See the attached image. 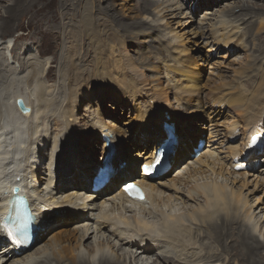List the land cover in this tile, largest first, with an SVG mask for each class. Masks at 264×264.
<instances>
[{
  "label": "bare ground",
  "instance_id": "bare-ground-1",
  "mask_svg": "<svg viewBox=\"0 0 264 264\" xmlns=\"http://www.w3.org/2000/svg\"><path fill=\"white\" fill-rule=\"evenodd\" d=\"M138 1L140 12L152 15V18H143L140 28L158 31L161 35L153 55H162L172 62L166 63L164 70L162 68L163 71L158 73L166 82L165 90L169 91L162 92L158 77L147 75L138 64L117 50L111 53L112 48L105 54L106 58L110 54L111 64L98 72L102 81L89 73V60L83 59L77 66L76 56L67 51L73 50L71 46L77 39L87 40L88 47H92L93 44H105L106 39L111 38L109 26L102 20L93 21L90 15H84L78 27L74 22H60L56 33L53 27H46L47 34L64 38V42L55 48L66 54L60 57L56 73L53 64L48 63L49 75L46 76L47 81L55 79L57 89H45L38 79L41 77L38 63L23 77L24 90L20 92L17 89L20 82L18 85L11 82L15 85H10V90L7 88L6 75L0 70V79L8 84L5 85L10 94L5 103L1 102L4 97L0 98V215L6 209L3 199L11 193L6 188L19 180L26 195L30 193L28 187L32 188L37 199V203L29 205L40 220V229L34 231L33 245L40 247L37 244L40 239L63 225L74 226L71 232L55 234L48 246L36 248L34 253H26L20 258H15L17 255L11 248H4L0 251V264H63L62 261H66L65 264H264V168L253 171L254 164L264 165V155L260 154L264 143L260 149H249L253 135L264 137V61L260 67H252L259 57L260 60L264 58V48L259 50V57L257 54V58L251 60V65L239 67L230 82L219 79V82L211 81L213 86L203 84L201 76L193 71L196 69L187 66V55L195 57L192 52L179 51L184 35L191 36L197 51L206 46L205 40H210L214 46L208 53L220 45L239 51L235 44L246 51L243 37L253 44V36L259 42L258 37L264 34V6L233 1L235 6L225 5L215 12L217 14H209L207 10L203 19L196 22L189 13L181 12L182 5L174 3L175 0ZM208 1L213 7L215 1L213 4ZM21 2L25 4L27 0ZM59 2L58 9L63 16L70 0ZM26 10L13 5L0 13V37L14 31L17 17L34 15H31L33 12L27 14ZM235 10L243 14L235 16ZM171 15L183 20L179 31H160L165 18ZM250 17L255 20L249 21ZM256 24L252 36H248ZM207 25L208 35L205 33ZM2 40L0 38V42ZM2 45L0 43L1 51ZM7 46L5 50L11 48V41ZM13 55L17 58L16 51ZM149 60L152 59L149 57ZM25 67L17 68L15 74L24 73ZM73 77L77 79L74 83ZM246 80L249 85L255 82L250 91L243 87ZM2 81L0 87H4ZM99 83L105 84L104 88H85ZM54 93L57 98L62 95L60 101L55 99ZM18 99L30 109L29 114L22 115L17 110ZM229 99L232 111L228 109L227 116L225 109ZM106 100L113 103V109L108 106L110 110L121 111L129 119L123 130L112 122H105L107 114L102 107ZM83 101L84 108L79 113L78 105ZM223 116L231 120L224 121L223 118L218 122ZM164 123L171 126L177 142L167 161L172 168L180 163L183 165L175 170L172 178H167V173L147 180L137 167L141 162L153 163L155 150L165 139ZM201 125H205V129ZM203 135L207 137L206 144L191 160L195 147L192 142L203 140ZM103 138L108 141L101 143ZM106 143H115L123 154L112 163H98L99 151L94 154L95 144L101 145L105 154ZM49 146L51 153L45 154V147ZM58 150L67 151L64 156L70 164L53 171L60 158ZM104 165L112 169L109 185L101 194H86L87 184L94 174L92 169ZM243 166L248 169L236 172V167ZM56 179L58 186L51 189ZM126 179L142 188V201L129 200L116 190ZM40 183L45 186L41 187ZM32 193L29 195L34 201ZM259 193L261 195L257 196ZM81 209L91 212L84 215L85 212H78ZM96 210L97 214L93 212Z\"/></svg>",
  "mask_w": 264,
  "mask_h": 264
},
{
  "label": "rangeland",
  "instance_id": "rangeland-1",
  "mask_svg": "<svg viewBox=\"0 0 264 264\" xmlns=\"http://www.w3.org/2000/svg\"><path fill=\"white\" fill-rule=\"evenodd\" d=\"M15 1L16 0H0V13L2 11H4L5 8H7V7L9 8V7L14 5L15 7L17 6L19 9H25V10L27 9L26 10L27 14H31L32 12L33 13L31 15L34 14L32 17H28V18H22V17L18 18L17 17V21H15V19L13 18L14 20L13 19L12 20L15 21L14 31L11 30L10 32L6 33L7 36L4 35V36L0 37V38L4 39L0 42L1 44H3L2 45L3 51H1V49H0V62L2 64V66L0 67V70L5 73L6 82L9 83V86L10 85L13 86L16 83H17L16 85H18L20 82V84H19L20 86L17 88L19 90V92H20V90L21 91L24 90L23 89L24 84H22V82H21L23 80V77L28 74V72L30 71V67H35V64H37V63H38L37 65L41 66V71L39 70L41 77H38V79L40 78L39 79V80H41L40 82L41 83L43 82L45 89L48 90V88L50 89V88H54V87L57 89V85L54 82L55 79L51 78L49 81H47L48 77H46V76L49 75V72H47L48 71V63L53 64V66H52L53 71H54V73H56L59 66H60V60H59L60 57L63 54H66L65 51H61V50L59 51V50H56V48H55L57 45H60L64 42V38H61V39L57 38L55 36L56 34H54V35L47 34V33H49V30L46 27L47 26L53 27L55 33L57 32V27H58L60 22L64 23V24H73V22H74V24L78 27V23L80 25V22L82 21L84 15H87L88 17L90 15V17H92L93 21H97V22L100 20L104 21L109 26V28L111 29V38L106 39L105 44L104 43H100L99 45L93 44L92 47L91 46L88 47V45L86 44V43H88L87 40L83 41L81 39H77L76 43H74L76 46L74 44L71 46V49H73V50H70V49L67 50L71 53V55L74 54L76 56V58H74V59L76 60L75 63L77 66L81 65L84 60H89L88 64L91 65V71L89 73L92 75H96V77L101 80L102 77L98 72L101 69L108 68L109 67L108 65L111 64V60H110V56H109L110 54L108 55V58H106L105 54L109 48L110 49L112 48L111 50L109 49L111 53L112 52L115 53V51L117 50L123 57H125V58L127 57V59H129V60L131 59L135 64H138L141 71H145V73L147 75H149L151 77H158L160 80H162L160 82V80L158 79L159 88L160 87L162 88V90H163L162 92L169 91V89L165 90V88H166L165 87V85H166L165 80L162 79L158 75L164 70L166 63L169 65L172 62L167 60L168 58L164 59V57L162 55H157V56L153 55V48L158 47V43H156V42H158V40H159L158 37L160 34L158 31L157 32L156 31L150 32L147 30L146 31L142 30L140 28L139 25H140V23H142L143 18H152V15L144 13V12H140V10H139V4L140 3L138 0H70L66 9L63 10L65 13V15H63V16L60 15L62 12L61 9H58V8H60V6L58 7V5L60 4V2H59L60 0L59 1L58 0H38V2L35 0H27V2L25 4H23L21 2V0L19 2H15ZM151 1H154V0H151ZM155 1L160 2L161 0H155ZM210 1L212 4L215 1L213 7H211L209 5L210 3H208L209 2L208 0H201L200 4H198V5H195V2L193 0H185V1L184 0H175L174 3L179 2L178 4L182 5L181 12L186 14V15L189 13L188 16L193 17L196 20V22L203 19L202 17L205 15L204 12L205 11L207 12V10H208L209 14L210 13L212 14V13H215L217 10H220L221 8H223L225 5L235 6L236 3H233V1H237V2L238 1H242V2L247 1V2L255 3L259 6H264V0H222V1L221 0H210ZM31 2H34V3H31ZM196 2H198V1H196ZM30 3H31V7H29ZM216 3H219V4L216 6ZM193 10H195L197 12H195V14H190V13H192ZM56 11H58V12H56ZM234 12H235L234 13L235 16H240L243 14V12H239L238 10H235ZM215 14H217V13H215ZM172 16L173 15L167 16L165 18L164 26L159 27L160 31H162L164 29H166L167 31H172L173 33H176L179 31V29H180L179 25H181V23H183V20H181V18H172ZM207 17H208V19L212 18V16H207ZM257 18H258V16H257ZM244 19H246V21H248V18H244ZM251 20L254 21L255 17H250L249 21H251ZM34 21H35V25H36L35 27L37 28L36 31L34 30L35 28L33 26ZM246 21L244 20V22H246ZM241 27H243V26H241ZM256 27H257V24L255 25V27L253 28L251 33L250 32L247 33L248 36H252V33L254 32ZM207 29H208V25L205 28V33H207V35H208L209 30H207ZM249 31H250V29H249ZM142 33H144V35H141ZM180 34H182V33H180ZM160 37H161V35H160ZM17 38L20 40H16ZM182 39H184V40H183L182 44L179 43L182 47V48L178 47L179 51H180V49H183V51L185 53H188V51H189V53L192 52V55L195 56V57L190 58V55L189 54L187 55L186 58L189 61L187 66L191 70L196 69L193 71H196V73H198L201 76L200 78L202 80V83L203 84L209 83V86H213L212 82H219L218 81L219 79H221L224 82H230L231 79L234 78V76L236 75V72L239 69V67L245 68L246 66L251 65V60L253 58H257V54L260 53V51H262L264 48V34H262L258 37L259 42L256 41V38L253 36V44L250 42L248 43L247 37H243V43L246 42V44H245L246 45V51H245V49H243V46L241 48L238 44H235L236 48L239 49V51H236L235 47L230 48V46H228L227 48H224V46L220 45L221 48H220V46L219 47L216 46L215 49L212 51V53H208L207 51H210L212 48H214V46L210 43V40H205V43H207L206 46L201 47L200 50L197 51L196 46L194 44V40L191 38L190 35H184L182 37ZM8 41H11V44H14L15 50L13 51V54L16 51L17 58L11 52H9V50H8V52L5 50V47H7V45H8ZM49 41H51V42H49ZM26 48L29 50L25 51ZM218 48H219V50H218ZM196 55H197V57H196ZM149 57L152 60H149ZM200 57H201V59H199ZM258 57H259V54H258ZM259 60H260V57H259L258 61L256 62V65L252 66L254 69L261 66L260 64L264 61V58L261 57V60L260 61ZM32 63H34V64L32 65ZM20 66H26L23 69V70H25V72L22 73L21 75L17 74L18 73L17 72L16 73L17 75H16L15 70L17 68H19ZM43 67H45V68H43ZM151 68H153L154 70ZM162 68H163V70H162ZM253 68H251V70H254ZM147 69H150V70H147ZM20 70H21V68H20ZM14 75H15V77H14ZM253 75L254 74H252V77H255V75L254 76ZM0 80L2 81V79H0ZM8 80H9V82H8ZM72 80H71L72 83L77 81V79L75 77H73ZM6 82L5 83L3 82L4 87H0L1 88L0 89V92H1L0 98L2 99L4 97L2 100L0 99L2 103L7 102L8 101L7 99L9 98V95H10V94L8 95V93H7V90H8L7 88H9V90H10L11 86L10 87L7 86V88H6V85H8ZM11 82L15 83V84H10ZM242 83L244 84V81ZM254 84H255V82H254ZM254 84L249 85L248 80H246V83L243 87L246 86L245 89L247 91H250V88ZM103 85H105V84L99 83L95 86H89V87L87 86L85 88L87 90H88V88L97 89V87L99 89L100 88L102 89V88H104ZM28 90H29V88H28ZM4 91L6 94L4 93ZM205 91L207 92L208 90L205 89ZM55 95H57V94L54 93V97H55ZM57 96L55 97V99L60 101L62 98V95H60L61 97L59 96L58 98H57ZM231 97H233V96H230V98ZM106 99H108V98H106ZM79 103H80L78 105L79 106V113H82V110L84 108L85 103H84V101L79 102ZM103 105L104 106L102 107V111L107 114V116L105 117V122H107V121L112 122L119 129L123 130L125 128L124 124L129 122V119L126 118L124 113H122L121 111L116 112L115 110H110V108L108 106H111L113 109V106H112L113 103L112 102L106 100V101H104ZM106 106H107V109H106ZM52 107H54V105H52L51 108ZM231 107H232V102H231V99H229L228 100V107L225 109V114L227 116L232 111ZM228 109L230 112L227 111ZM231 117H232V115H231ZM223 118H224V121L225 120L229 121V119L231 120V118L223 116V117H221L222 120L220 119L218 122L223 121ZM201 126L204 127V125H201ZM147 128H150V127H147ZM131 129L133 130L134 128H131ZM186 141H187V143H190L189 140L186 139ZM95 146H96V149H95L94 154L96 155V151H99L97 155L100 156L99 153H101L103 150L101 148L102 146L101 145L98 146V144L97 145L95 144ZM183 147H185V146H183ZM50 150H51L50 146L47 148L45 147L44 153L50 154L51 153ZM118 151H119V149H118ZM57 153H58V156H60V158L56 162V168L58 170V168L60 166L67 165L66 160H65V156H66L67 151L66 150H58ZM131 154H134V153H131ZM63 157H64V159H63ZM69 159H71L72 163L74 162V164H75V160H73V158H71V156ZM45 165L46 164H44V167H45ZM263 168H264V165L259 164L257 169L255 168V171L262 170ZM172 175H174V173L169 175L167 178H172V177H170ZM86 176H88V175L85 174V178H87ZM40 184L42 185V183H40ZM57 184H58V180H57L55 186ZM70 185H71V183L69 184V186ZM83 192H85V191H83ZM260 195H261V193H259L257 196H260ZM247 200H249V199H247ZM97 211L98 210L93 211V212H95V214H97ZM78 212L81 214H83L85 212L84 215H87L89 212V209H87V210L81 209ZM62 227L63 228H60L59 230L57 229V231L49 233L48 235H46L45 238L43 237L42 239H40L41 241H40V243H38V245H40V247L48 246L50 240L53 238V236L55 234H57L59 231L71 232V230L73 229L74 226L63 225ZM61 245H64V243H62ZM40 247L37 246V247L31 249L30 251H28L26 253L27 254L34 253L37 250L36 248H40ZM0 250H1V247H0ZM26 253H25V255H26ZM22 256H24V255H22ZM10 262H12V261H10ZM62 263L65 264L66 261H64V262L62 261Z\"/></svg>",
  "mask_w": 264,
  "mask_h": 264
},
{
  "label": "snow or ice",
  "instance_id": "snow-or-ice-1",
  "mask_svg": "<svg viewBox=\"0 0 264 264\" xmlns=\"http://www.w3.org/2000/svg\"><path fill=\"white\" fill-rule=\"evenodd\" d=\"M159 161H157L158 163ZM125 192L129 194V196H132L136 199H144L142 190L139 189L135 184H127L124 188Z\"/></svg>",
  "mask_w": 264,
  "mask_h": 264
},
{
  "label": "water",
  "instance_id": "water-1",
  "mask_svg": "<svg viewBox=\"0 0 264 264\" xmlns=\"http://www.w3.org/2000/svg\"><path fill=\"white\" fill-rule=\"evenodd\" d=\"M16 106H17V108H18V110L20 111L21 114H23V115L29 114L30 109L25 107V105H24V103H23V101L21 99H18L16 101Z\"/></svg>",
  "mask_w": 264,
  "mask_h": 264
}]
</instances>
